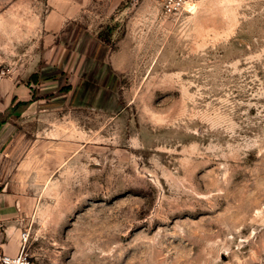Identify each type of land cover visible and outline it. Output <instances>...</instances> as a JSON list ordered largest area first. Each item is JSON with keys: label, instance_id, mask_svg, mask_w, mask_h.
Wrapping results in <instances>:
<instances>
[{"label": "rangeland", "instance_id": "rangeland-1", "mask_svg": "<svg viewBox=\"0 0 264 264\" xmlns=\"http://www.w3.org/2000/svg\"><path fill=\"white\" fill-rule=\"evenodd\" d=\"M49 12L0 0V112L30 89L0 136L28 256L264 264V0H125L58 32Z\"/></svg>", "mask_w": 264, "mask_h": 264}, {"label": "crops", "instance_id": "crops-1", "mask_svg": "<svg viewBox=\"0 0 264 264\" xmlns=\"http://www.w3.org/2000/svg\"><path fill=\"white\" fill-rule=\"evenodd\" d=\"M99 1L102 3V9L100 11L94 10V12L93 9L87 7L94 2H98V0H48L50 12L45 18V26L49 27L51 25L53 26V32H58L70 19L87 15V13L94 12V17L97 15L107 17L112 15L125 0ZM88 16L92 15L88 14ZM18 88L19 92L16 95L19 96L15 101L29 99L30 89L24 85H20ZM7 124L8 122H5L0 126V136L3 131H6L7 126L5 125ZM30 201L27 197L20 195L16 188L1 186L0 182V247L8 254H17L21 245L25 243L21 236L24 232L21 221L27 211L26 204Z\"/></svg>", "mask_w": 264, "mask_h": 264}, {"label": "built area", "instance_id": "built-area-1", "mask_svg": "<svg viewBox=\"0 0 264 264\" xmlns=\"http://www.w3.org/2000/svg\"><path fill=\"white\" fill-rule=\"evenodd\" d=\"M164 15H177L189 12L195 5L196 0H153ZM26 241V233L21 234ZM0 264H36L26 253L25 243L21 245L17 254H8L0 247Z\"/></svg>", "mask_w": 264, "mask_h": 264}, {"label": "trees", "instance_id": "trees-1", "mask_svg": "<svg viewBox=\"0 0 264 264\" xmlns=\"http://www.w3.org/2000/svg\"><path fill=\"white\" fill-rule=\"evenodd\" d=\"M30 100L17 101L14 105H8L0 112V126L11 116L18 117L29 106Z\"/></svg>", "mask_w": 264, "mask_h": 264}, {"label": "bare ground", "instance_id": "bare-ground-1", "mask_svg": "<svg viewBox=\"0 0 264 264\" xmlns=\"http://www.w3.org/2000/svg\"><path fill=\"white\" fill-rule=\"evenodd\" d=\"M193 9V8H192Z\"/></svg>", "mask_w": 264, "mask_h": 264}]
</instances>
